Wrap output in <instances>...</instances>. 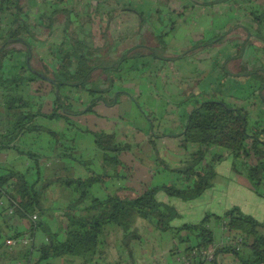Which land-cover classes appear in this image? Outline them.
Here are the masks:
<instances>
[{"label": "trees", "instance_id": "trees-1", "mask_svg": "<svg viewBox=\"0 0 264 264\" xmlns=\"http://www.w3.org/2000/svg\"><path fill=\"white\" fill-rule=\"evenodd\" d=\"M24 1L0 0V152L12 150L27 160L23 169L10 163L0 165V217L7 228L0 229V264H49L64 256L77 258L79 264H94L105 256V226L118 227L124 240L139 239L137 219L171 234L170 251L180 250L187 261L181 264H221L217 257L228 253L238 264H264L263 222L233 206L220 215L205 213L199 221L175 225L173 221L180 216L178 210L159 197V193L184 201L200 197L213 187L216 165L230 156L231 169L244 173L264 197V60L261 66L248 68L242 57L249 46L257 52L258 47L250 41L252 37L264 42V7L248 8L245 5L251 0H241L239 9L249 19V25H236L244 32L234 53L228 55L236 72L227 71L224 64L218 65L222 78H230V90L238 92V101H225L218 89L199 93L178 133L183 157L176 166L158 160L170 181L144 183L140 189L123 185L108 189L109 183L121 177L117 170L124 163L119 156L126 147L116 140L115 133L90 131L76 125L70 116L91 112L100 102L115 105L120 96L127 94L122 84L138 68L140 51L118 53L106 37L113 14L123 5L120 0H98L92 7L88 0L83 7L89 10L81 14L72 5L73 0H42L43 11L33 20ZM92 23L103 38L100 45H95V38L84 32L83 26ZM55 30H60L59 40L46 45ZM228 33L200 39L183 55L201 53L206 57ZM18 43L22 48L15 47ZM145 46L154 58L162 57L155 45ZM261 50L264 53V47ZM16 54L23 58H15ZM22 84H33L37 92L48 87L49 92L55 93L51 110L42 111L35 95L20 92ZM257 104L254 114L250 108ZM37 117L63 119L67 125L63 130H53L36 123ZM78 131L93 134L96 152L92 160L100 164L98 167H89L88 159L78 154ZM41 132L50 138V148L45 150L34 147ZM214 147L224 151L213 150ZM81 167L86 171H80ZM55 189L66 195L64 205L54 204ZM9 207L12 213H8ZM54 212H59L62 220L57 231L51 233L44 228L43 217L49 218ZM33 214L37 216L35 221L30 219ZM211 218L224 226L229 242L215 244ZM15 222L25 223L26 230L16 229ZM37 229L48 235L40 244L33 241ZM24 235L30 238L28 244L5 243L6 239ZM210 247H214L213 258L207 260L202 251Z\"/></svg>", "mask_w": 264, "mask_h": 264}, {"label": "crops", "instance_id": "crops-1", "mask_svg": "<svg viewBox=\"0 0 264 264\" xmlns=\"http://www.w3.org/2000/svg\"><path fill=\"white\" fill-rule=\"evenodd\" d=\"M87 1L73 0L72 5L76 6L78 13L82 14L89 10V7H83ZM89 1V3H92V7H94L98 0ZM24 3L29 7L30 18L33 20L38 19L43 11L42 0H26ZM120 3L123 7L121 9L118 7V10L113 14V18L108 25L106 37L112 41V48L118 53L123 50L140 51L141 57L137 58L138 68L133 71L130 79L135 81L140 79L141 83L130 86L129 90L134 92L130 97L133 98L136 95L145 97L144 102L140 104L149 106L150 108H147L150 112L153 111L152 113L159 115L161 121L155 124L158 125V130H160L159 125H164L170 128L168 130L179 129L177 131L179 133L183 129L189 110L196 103L197 96L204 90L218 89L222 93L229 95V101H238L235 98V93L238 92L230 90L228 87L230 78H228L229 76H226L225 79L222 78L218 72V65L224 64L227 71L236 72L234 63L228 61V55L233 54L236 49L235 46L238 43V38L244 34L243 28H236V25L239 22L241 25H249V19L242 12L241 8L239 9V5L242 4L241 0H120ZM245 6L248 8L264 7V0H251ZM93 22L95 23L96 21L94 20ZM94 23L89 26L84 25V32H88L95 38V45H100L103 42V38L100 37V34L98 35L97 26ZM232 28L234 29L232 30ZM227 31L229 33L209 51L206 57L201 53H198L197 56H193L192 53L183 55V52L185 53V51L193 47V44L200 39L209 38L220 32ZM59 35L60 30H55L48 43L46 42V45L56 44V41L59 40ZM250 41L255 47H258L257 52L249 46L242 57L246 61L248 68L259 67L262 65L261 61L264 60V53L261 50L264 47V42L255 37H252ZM146 44L155 45L162 57L154 58L148 54L145 48ZM15 47L22 48V45L18 43L15 44ZM15 58L21 60L23 56L16 54ZM122 85L124 88L125 85ZM48 89V87H45L46 91H49ZM126 95L120 96L118 102L122 101L125 111L132 110L133 116L137 117L139 103L137 107L129 102H125L122 99ZM45 103L52 107L55 103V93L50 92ZM97 108H101L102 117H104L103 125H127L125 118L119 114V120H109L110 115H116L113 113V109H108L109 106L102 102L96 104L93 109L95 110L93 111L94 113L91 111L84 115L87 122L95 120L91 115L98 113ZM257 108H259V104L252 106L250 111L255 114ZM105 117L107 118L106 120ZM93 125L96 127L97 122L94 121ZM63 128L59 130H63ZM112 128L110 126L108 129L113 131ZM51 129L59 131L56 127ZM114 129L119 132L117 127ZM171 132L161 135L155 134L158 137H162L160 140L161 145H157L152 137L145 136L142 139V142L145 144L141 146L143 148L142 152L136 151L140 147V144L133 142V144L128 143L125 146L122 140L118 139L126 147L120 154V156L122 154L125 155L123 160L120 159L124 163V166L118 169L121 171L127 170L128 173L124 176L132 178V184L128 186L140 189L144 183L152 185L170 181V175L161 169L162 164L158 160H162L168 165L176 166L184 155V150L179 146L178 133L175 135V133L170 134ZM49 141L50 138L46 135L45 149L50 148ZM133 145L135 146L133 147ZM75 146L79 148L82 146V142L75 141ZM93 147L92 145L91 148ZM135 147L136 149L132 150ZM144 153H146V157H144ZM128 162L133 164L127 165ZM5 163L14 164L17 169H23L27 164V160L15 151L4 150L0 152V165ZM19 163L22 168H18ZM116 182L109 183L107 188L116 189ZM120 186H117V188ZM53 195L52 199H54L56 207L64 205L67 199L64 193L59 191V189H55ZM160 199L172 204L178 210L180 216L173 221L175 225L183 222L199 221L206 213L204 212L201 215L198 211V216L194 218L196 221L190 220L192 219V215L186 216L188 209L185 212L186 207L189 205H176V203H173V198L166 195H161ZM43 218L46 223L45 229L51 233L57 231L59 222L62 220L59 212H54L53 216L49 218ZM147 225L149 224L141 219L136 220V227L138 229L144 228ZM210 225L211 227L215 226L219 230V238L214 240L216 245L229 242V234L226 230H223L222 225L215 223L214 220ZM14 227L20 231H25L27 225L23 222H15ZM0 229L3 231L7 230L5 225L2 224L1 217ZM158 232L156 231L157 234ZM168 237L165 249H162L161 253L171 250L172 237L170 233ZM46 239H48L46 231L37 229L33 241L40 244ZM105 254H107V250ZM217 260L221 264H224V260L228 264H238L234 256L230 257L227 254L219 255ZM49 264H79V262L73 257L64 256L52 259Z\"/></svg>", "mask_w": 264, "mask_h": 264}, {"label": "rangeland", "instance_id": "rangeland-1", "mask_svg": "<svg viewBox=\"0 0 264 264\" xmlns=\"http://www.w3.org/2000/svg\"><path fill=\"white\" fill-rule=\"evenodd\" d=\"M32 63V62H31ZM32 65H35L33 63ZM219 72V70H218ZM221 75V72H219ZM205 80V79H204ZM140 79L132 80L129 78L128 81H125L123 84L125 87L123 88L127 91V95L122 100L125 102H129L134 106L138 107L139 103V113L137 117H134L132 114V110L124 109V104L122 105V101L117 103L116 105L109 106L108 109H113V113L116 116L110 115L111 117L108 118L109 120H119L118 114L122 115L125 118V122L127 125H103V119L101 108H97L96 114L91 115L95 120H89L88 122L85 120V114H78L70 116L72 122L76 125L84 126L88 128L90 131L92 130H104L107 132H113L116 135V140H122V143L128 145V143L133 144L136 142L140 144V147L136 149V147L132 150L141 151L145 144L142 142V139L147 137H152L157 145H161L160 140L162 137H158L155 134H166L172 131L170 134L175 135L178 133L179 129H171L164 125H159L160 130H158V124L161 119L159 115L156 113L150 112L148 108L149 106L141 105L145 100V97L136 95L135 97H130L133 95L134 92L130 89V86L133 84L139 85ZM36 86L32 85H20L19 89L20 92H23L24 95L29 96L35 95V100L41 104L42 111L49 112L51 107L48 106L45 101L48 99L50 95L49 91L45 89H41L39 92L35 91ZM1 93L2 90L0 88V100H1ZM78 94H76L77 96ZM79 95H81L79 93ZM84 96V95H83ZM86 97V96H84ZM222 98L225 101H229L230 97L227 93H223ZM1 103V102H0ZM82 105H85L83 103ZM162 105V104H161ZM148 107V108H147ZM2 107L0 105V111ZM95 111V110H93ZM92 111V112H93ZM94 113V112H93ZM155 118V119H154ZM107 118L105 117V120ZM94 121L97 122V126L94 127ZM36 123L45 126L47 128H58V130L62 127L65 128L67 125L63 119H50L47 117H37L35 120ZM113 124V123H111ZM112 126V130L110 131L108 128ZM118 128L119 132L116 131L114 128ZM63 128V129H64ZM46 135L45 133H39L38 139L36 138L35 148H42L45 150L46 147ZM157 136V137H156ZM119 139V140H118ZM75 141L82 142V146L78 148V154L80 153L84 159H88L87 165L91 168L98 167V163L95 160H92V157L95 155V138L91 132H81L78 131L75 134ZM37 145V147H36ZM94 146L91 148V146ZM135 145H133L134 147ZM213 150L224 151L222 148H212ZM212 150V151H213ZM128 152V151H127ZM124 154L120 156V159H124ZM128 157V156H127ZM144 157H146V153H144ZM231 156L222 160L219 164L216 165L217 171V179L214 181L213 187L208 189L206 193H203L200 197L195 198L193 200L184 201L179 198H173V203L176 205H189L186 207L188 209V214L186 216L192 215V219L196 221L198 216V211L201 215L204 212L206 213H218L221 214L225 210L235 206L239 208L243 213L253 216L255 219L259 220L260 222L264 223V197L259 195L256 192L252 182L245 176L244 173H237L231 169ZM133 163L128 162L127 165H132ZM18 168H22L21 164H18ZM80 171H86L84 167H81ZM111 171V170H109ZM127 170L121 171L120 169L117 170V174L120 175L119 180L115 183V188L117 186L125 184L128 186L132 184V178L124 176L127 174ZM156 183V182H155ZM261 189V188H260ZM94 191V189H92ZM261 191H263L261 189ZM161 195H165L164 193H159V197ZM213 218L210 219L209 223H213ZM157 230H153V227L150 225L145 226L144 228L138 229V235L140 236L139 239H125L122 231L113 224H108L105 226L102 234V239L104 242V248H107V254L105 256L100 257V259H96L97 263L94 264H180L177 258H181L183 253L180 250L176 253H172V251H163L165 249V243L168 242V232H158ZM214 240L219 238V230L212 226ZM103 244V243H102ZM109 245V246H108ZM108 246V247H107ZM172 246V245H171ZM105 250V253H106ZM230 257H233L231 253L227 254ZM77 259V258H76ZM228 261V259H226ZM224 260V264H228V262Z\"/></svg>", "mask_w": 264, "mask_h": 264}, {"label": "built area", "instance_id": "built-area-1", "mask_svg": "<svg viewBox=\"0 0 264 264\" xmlns=\"http://www.w3.org/2000/svg\"><path fill=\"white\" fill-rule=\"evenodd\" d=\"M13 205H16V202L15 201H13ZM8 213H12V207H9L8 208ZM30 219L32 220V221H35L36 219H37V216H36V214H33V215H31L30 216ZM223 227V230H225V228H224V226H222ZM230 238V237H229ZM21 243V244H28L29 242H30V238H28V236L27 235H24L23 237H21L20 239H6V241H5V243L6 244H8V245H14V244H16V243ZM213 252H214V247H210V248H208L207 250H205V251H202V254H203V256L204 257H206V259L207 260H211L212 258H213ZM179 261H181V262H186L187 263V261H185L186 259L184 258V256H182L181 258L179 257V258H177Z\"/></svg>", "mask_w": 264, "mask_h": 264}, {"label": "water", "instance_id": "water-1", "mask_svg": "<svg viewBox=\"0 0 264 264\" xmlns=\"http://www.w3.org/2000/svg\"><path fill=\"white\" fill-rule=\"evenodd\" d=\"M39 76L40 77H43V78H45V79H47L48 80V78H46L44 75H42V74H39Z\"/></svg>", "mask_w": 264, "mask_h": 264}]
</instances>
